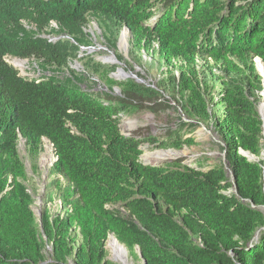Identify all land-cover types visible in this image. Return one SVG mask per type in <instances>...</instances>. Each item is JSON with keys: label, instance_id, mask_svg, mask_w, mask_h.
<instances>
[{"label": "trees", "instance_id": "trees-1", "mask_svg": "<svg viewBox=\"0 0 264 264\" xmlns=\"http://www.w3.org/2000/svg\"><path fill=\"white\" fill-rule=\"evenodd\" d=\"M91 21L112 50L128 29L127 65L155 54L166 71L155 84L113 80L115 66L81 51L92 45ZM7 58L51 77H21ZM256 58L264 62V0H0V264H115L109 235L146 264H264V160L240 154L259 157L264 140ZM92 78L106 91H92ZM165 96L189 121L179 128L220 136L223 164L203 173L140 162L142 143L158 140L136 137L146 128L123 136L119 116L157 114ZM177 131L167 135L173 148L193 144ZM44 138L57 160L37 219L18 146L36 160Z\"/></svg>", "mask_w": 264, "mask_h": 264}, {"label": "rangeland", "instance_id": "rangeland-1", "mask_svg": "<svg viewBox=\"0 0 264 264\" xmlns=\"http://www.w3.org/2000/svg\"><path fill=\"white\" fill-rule=\"evenodd\" d=\"M54 24H52L53 26ZM125 32L124 28L122 29L121 34ZM128 34L129 31L127 30ZM87 33L92 41V45L89 47L81 48L83 53L86 55H93V58L98 61L102 62L104 66L113 67L115 69L109 72V77L113 80L120 82L125 80L126 77L117 78L119 72H124L125 74L129 75L126 79H132V76L137 78V75L140 74L142 76L145 84L152 83L155 84L159 78L160 73L162 71H166V67L159 66L157 61L155 60L156 57L154 55H143V65L141 67H137L132 65L130 67L126 64L129 62L128 59V52H129V36L127 35V44L120 45V41H117L116 44V51L110 49L109 45L104 42L101 37V31L99 30L97 24L94 21H91L86 30ZM55 39L53 38H50ZM157 47L156 45L154 46ZM119 54L124 59L121 65H117L115 60L111 58L115 56V54ZM82 56V54H80ZM154 57V58H153ZM82 59V58H81ZM154 59V61H153ZM150 61H153L151 64ZM23 63V66L17 67V63ZM7 63L10 64L12 67L18 70L20 76L28 78V79H42L44 77H49L51 73L49 71H39L37 66L33 60H21L15 58H7ZM76 63L79 65L76 66ZM150 64V66H148ZM147 65V66H146ZM70 68L73 70H81V63L76 61L70 64ZM103 69V67H102ZM259 73V72H258ZM63 75H67L65 73L62 76H58L60 80L63 78ZM138 79V78H137ZM98 82V84L96 83ZM91 83L96 85L93 89L94 92H102L106 91L105 86L101 84L94 78L91 80ZM85 87L83 86L82 89ZM113 96H117L119 94V89L114 87ZM89 90V89H88ZM218 89L213 92L215 98H217ZM161 101H165L168 105V108L161 109L157 114L150 112L149 110H141L137 112H129L124 113L119 116V129L120 133L123 136H130L132 133H135L140 128H146L147 132L142 131L139 137L136 136L138 139L147 137L148 134L151 137H154L158 140L155 144H150L148 142L142 143L140 146L141 149V156L140 162L143 165L149 166H164L168 163H172L175 161H180L182 165H185L189 168L199 170L201 172H206L219 163H224L225 159L223 157V144L221 141L220 136L211 128L205 127L203 125H197L196 127H185L183 129L179 128V123H189L181 114L179 107L175 105L174 102L170 101L167 96H165ZM262 100L258 103V109L261 105ZM217 109H213V115L215 119ZM180 121V122H179ZM137 126V127H136ZM169 130H178L177 135L182 137V139H191L193 144L190 146L183 145L180 149L173 148L169 142V138L167 137ZM147 133V134H146ZM166 140L167 146L163 147L160 142H164ZM262 149L259 157L253 156L254 161H258V159L264 160V140L261 142ZM19 153L24 162L27 176H28V188L34 193V203L32 206V210L34 215L37 219L40 218L41 209L43 207L42 197L45 193V185L48 183V174L49 169L53 163L54 159V151L51 144L44 140L42 143V152L40 153L39 157L36 160H33L28 157V154L25 151L24 144L21 141L19 143ZM160 151H171L173 153V159L165 160L163 162H156L150 157L155 152ZM175 153V154H174ZM148 155V156H147ZM170 159V158H169ZM34 166L37 169L34 170ZM227 170V168H225ZM230 176V174L228 173ZM230 178V177H229ZM59 204L58 199L55 198L52 204H48V208L50 209V213L54 214L57 210V206ZM111 208V207H109ZM115 208L120 212H124L123 208L120 205H116ZM112 240V235H109L107 241L105 242V249L107 251V258L115 264H119L114 262L111 250L109 248V242ZM126 249V248H125ZM127 251V250H126ZM129 261L128 264H143L142 260L137 256L130 255L127 251Z\"/></svg>", "mask_w": 264, "mask_h": 264}, {"label": "bare ground", "instance_id": "bare-ground-1", "mask_svg": "<svg viewBox=\"0 0 264 264\" xmlns=\"http://www.w3.org/2000/svg\"><path fill=\"white\" fill-rule=\"evenodd\" d=\"M127 35L129 36L128 32L125 31L123 33V36H122L121 40H120V45L121 46L124 45V44H127ZM261 68H263L262 65H261ZM120 77H122V72L121 71L119 72V75H117V78H120ZM150 157H152L153 160H155L156 162H163V161H165L167 159L168 160L173 159L174 156H173V153L171 151H160V152H155ZM108 246H109V248L111 250V253H112V256H113V259H114L115 262H117L119 264H128V262H127V261H129L127 259L128 254H127L126 249L123 246H120L114 240H111L109 242Z\"/></svg>", "mask_w": 264, "mask_h": 264}, {"label": "water", "instance_id": "water-1", "mask_svg": "<svg viewBox=\"0 0 264 264\" xmlns=\"http://www.w3.org/2000/svg\"><path fill=\"white\" fill-rule=\"evenodd\" d=\"M124 30L127 31V29H124ZM122 36H123V34L120 35L118 41L121 40ZM111 58L114 59V56H112ZM254 62H255L256 70L259 72V75L262 77V87H263V90H262L261 93H260V96H261V100H262V102H261V105H260V107H259V109H258V114H259L260 119H261V121H262V134L264 135V62H262L261 59H259V58H256V59L254 60ZM261 65L263 66V68H261ZM128 76H129V75H127V74H125L124 72H122V77H126V78H127ZM132 78L135 79L138 83H142V82H143V80L137 79L135 76H132ZM262 109H263V110H262ZM240 154H241L242 156L246 157L249 161H254V160H253V155H250L248 152L241 151ZM223 157H224V159H225V152H224V151H223ZM258 160H259V159H258ZM263 168H264V167H263ZM230 179H231V181H233V177H232L231 174H230ZM233 192H236L235 188L233 189ZM256 236H257V235H256ZM256 236H255V237H256ZM112 240H114L115 242H117L120 246H123V245H121V244L117 241V239H116L114 236H112ZM123 247H124V246H123ZM135 252H136L137 256L142 260L143 264H146V262L142 259L141 253H140V251H139L138 248H135ZM114 262H115V261H114Z\"/></svg>", "mask_w": 264, "mask_h": 264}, {"label": "clouds", "instance_id": "clouds-1", "mask_svg": "<svg viewBox=\"0 0 264 264\" xmlns=\"http://www.w3.org/2000/svg\"><path fill=\"white\" fill-rule=\"evenodd\" d=\"M53 27H55V24L53 25ZM124 29H127V28H125L124 27ZM128 30V29H127ZM120 37V36H119ZM52 40H57V38H55V39H52ZM118 40H119V38H118ZM79 57H82V56H80L79 55ZM114 60H115V62H116V64H118V62H117V60H116V58H115V56H114ZM6 61H7V59H6ZM76 62V61H75ZM102 63V62H101ZM103 64V63H102ZM77 65H79L78 63H76V66ZM75 71H78V70H75ZM80 71H82V68H81V70ZM79 72V71H78ZM49 77H51V75L49 76ZM49 77H44L45 79H48ZM121 78V77H120ZM138 78V77H137ZM92 79H94V78H92ZM126 79V78H125ZM133 79V78H132ZM138 79H140V78H138ZM135 80V79H134ZM140 80H143V79H140ZM136 81V80H135ZM137 82V81H136ZM96 83L98 84V82L96 81ZM142 83H145L144 82V80H143V82ZM44 140H46L45 138L42 140V141H44ZM48 141V140H47ZM49 142V141H48ZM50 143V142H49ZM51 144V143H50ZM51 146H52V148H53V145L51 144ZM53 151H54V149H53ZM56 160H57V157H56V155H55V152H54V159H53V163H52V165L54 164V162H56ZM52 165H51V167H52ZM50 167V168H51ZM50 170V169H49ZM113 236V235H112ZM125 248V247H124ZM136 253V252H135Z\"/></svg>", "mask_w": 264, "mask_h": 264}, {"label": "built area", "instance_id": "built-area-1", "mask_svg": "<svg viewBox=\"0 0 264 264\" xmlns=\"http://www.w3.org/2000/svg\"><path fill=\"white\" fill-rule=\"evenodd\" d=\"M20 66L22 67V66H23V63L18 62V63H17V67H20ZM16 70H17V69H16ZM19 75H20V74H19ZM21 77H22V76H21Z\"/></svg>", "mask_w": 264, "mask_h": 264}]
</instances>
